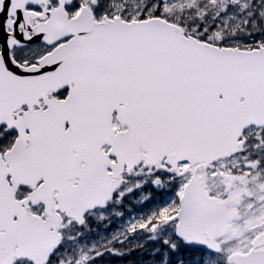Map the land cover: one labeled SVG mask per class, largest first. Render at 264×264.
Here are the masks:
<instances>
[{
	"label": "snow or ice",
	"instance_id": "obj_1",
	"mask_svg": "<svg viewBox=\"0 0 264 264\" xmlns=\"http://www.w3.org/2000/svg\"><path fill=\"white\" fill-rule=\"evenodd\" d=\"M0 264H264V0H0Z\"/></svg>",
	"mask_w": 264,
	"mask_h": 264
}]
</instances>
